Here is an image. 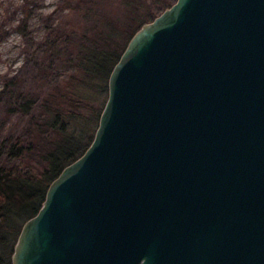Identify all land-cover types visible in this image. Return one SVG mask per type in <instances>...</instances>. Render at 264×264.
Segmentation results:
<instances>
[{
  "label": "water",
  "instance_id": "water-1",
  "mask_svg": "<svg viewBox=\"0 0 264 264\" xmlns=\"http://www.w3.org/2000/svg\"><path fill=\"white\" fill-rule=\"evenodd\" d=\"M11 260L264 264V0H177L134 34Z\"/></svg>",
  "mask_w": 264,
  "mask_h": 264
},
{
  "label": "trees",
  "instance_id": "trees-1",
  "mask_svg": "<svg viewBox=\"0 0 264 264\" xmlns=\"http://www.w3.org/2000/svg\"><path fill=\"white\" fill-rule=\"evenodd\" d=\"M38 1L16 2L12 16L17 24L7 28L1 24L0 40L15 30L52 61L50 68L60 59L74 74L53 84L47 93L16 92L13 81L0 92L7 113L26 123L16 135L0 127V264H12L24 223L39 212L51 183L93 142L108 98L110 74L134 34L150 22L143 19L145 0H123L127 22L104 18L101 24H96L97 7L89 0H62L67 16L75 14L83 25L55 22L53 14L45 15V30L75 31H65L63 36L54 31L53 38L47 36L40 43L30 22L42 7Z\"/></svg>",
  "mask_w": 264,
  "mask_h": 264
},
{
  "label": "rangeland",
  "instance_id": "rangeland-1",
  "mask_svg": "<svg viewBox=\"0 0 264 264\" xmlns=\"http://www.w3.org/2000/svg\"><path fill=\"white\" fill-rule=\"evenodd\" d=\"M18 0H0V25L6 28L17 24V17L13 13L17 10L16 2ZM37 1V0H36ZM91 6L97 7L98 19L96 24H101V19H113L119 22H127L126 7L123 0H89ZM177 0H145L143 19L153 21L161 15L166 7L173 5ZM38 4L42 6L37 8L35 16L31 19V25L35 30H31L32 35L38 42H43L45 37L53 38L56 34L62 35L68 31L75 30H45L43 17L53 14L56 22L82 24L80 17L68 15L67 10H63L62 0H39ZM58 10V12H56ZM63 11V12H61ZM67 12V13H66ZM44 14L40 16L39 14ZM126 14V15H125ZM19 18V13H18ZM8 25V26H7ZM1 31V30H0ZM56 31V34H54ZM63 31V32H62ZM79 31V30H78ZM83 31V30H81ZM85 31V30H84ZM1 33V32H0ZM44 71H42V65ZM52 61L46 58L36 46L27 44L22 36L15 30H11L9 36L0 40V92L6 90L8 82L15 83L14 90L25 94L47 93L53 84L68 80L74 70L65 65V61L55 59L52 67L49 66ZM9 92V91H8ZM103 111V110H102ZM26 125V123H25ZM24 123L20 119L14 118L7 113L6 104H0V127L5 126V130L11 134H21Z\"/></svg>",
  "mask_w": 264,
  "mask_h": 264
}]
</instances>
